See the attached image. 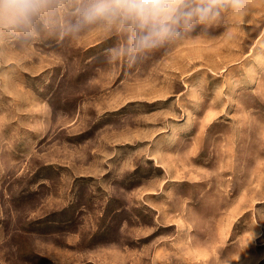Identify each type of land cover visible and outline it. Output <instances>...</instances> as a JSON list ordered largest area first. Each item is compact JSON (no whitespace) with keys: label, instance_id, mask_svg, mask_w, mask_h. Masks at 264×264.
I'll list each match as a JSON object with an SVG mask.
<instances>
[{"label":"rangeland","instance_id":"obj_1","mask_svg":"<svg viewBox=\"0 0 264 264\" xmlns=\"http://www.w3.org/2000/svg\"><path fill=\"white\" fill-rule=\"evenodd\" d=\"M60 22L0 29V264H264V0L135 61Z\"/></svg>","mask_w":264,"mask_h":264},{"label":"clouds","instance_id":"obj_2","mask_svg":"<svg viewBox=\"0 0 264 264\" xmlns=\"http://www.w3.org/2000/svg\"><path fill=\"white\" fill-rule=\"evenodd\" d=\"M241 0H0V29L27 31L37 22L59 23L63 35L96 28L119 35L124 44L112 49L117 58L135 61L180 39L185 31L219 15Z\"/></svg>","mask_w":264,"mask_h":264}]
</instances>
